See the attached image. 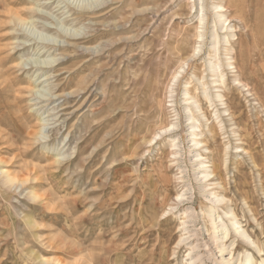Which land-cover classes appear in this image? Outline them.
Returning <instances> with one entry per match:
<instances>
[{"label":"rangeland","instance_id":"1","mask_svg":"<svg viewBox=\"0 0 264 264\" xmlns=\"http://www.w3.org/2000/svg\"><path fill=\"white\" fill-rule=\"evenodd\" d=\"M200 1L0 0V264L263 262L264 0Z\"/></svg>","mask_w":264,"mask_h":264},{"label":"bare ground","instance_id":"2","mask_svg":"<svg viewBox=\"0 0 264 264\" xmlns=\"http://www.w3.org/2000/svg\"><path fill=\"white\" fill-rule=\"evenodd\" d=\"M200 1V0H199ZM202 2H203V0H201ZM200 1V2H201ZM58 4V3H57ZM226 7H223L222 5H217L215 8H214V10H215V13H216V19H215V24H216V28H217V24H220L221 25V28L219 29V30H221V31H225V30H228L229 31V29L230 30H232V26H230V25H228L227 27H226V23L228 22V20H229V18H227L226 17V15H225V13L227 12V9H225ZM201 10L203 11V13H204V11H205V7H204V4H202V6H201ZM202 15V14H201ZM205 21V16H203L202 15V17H201V19H200V22L201 23H203ZM205 23V22H204ZM230 26V27H229ZM204 34H200L199 35V39L200 40H202L203 41V39H204ZM212 39H213V45H212V52H214V54H213V58L214 59H216V63L215 62H210L209 63V70H210V72H211V74L214 76V77H216V78H218L217 79V82H223V79H225L224 77H225V75L223 74V71L221 72L220 71V69H221V62H220V59L218 58L219 57V55L221 54L220 53V50H221V47H220V45H221V36H220V34H219V32L217 31L216 33H214L213 34V36H212ZM223 39V38H222ZM228 39V36H226V37H224V41L226 42V47H225V49H223L225 52H226V54H224L225 56H226V58L227 57H230L229 56V52H231L230 50H231V48H230V46L228 47V45L230 44V42L227 40ZM223 41V42H224ZM198 43H201V42H198ZM36 44V43H35ZM222 46H224L223 44H222ZM223 48V47H222ZM196 52H198V49H197V51ZM198 53H200V52H198ZM197 54V53H196ZM196 56V55H195ZM224 56V57H225ZM211 57V56H210ZM232 59H234V58H232V57H230V58H227V60L230 62ZM31 60V59H30ZM232 64V63H231ZM231 64L229 63L228 65H229V67H231ZM52 65V64H51ZM42 68H44V67H42ZM220 71V72H219ZM200 81V80H199ZM216 82V83H217ZM215 83V82H214ZM202 84V83H201ZM205 85H203V87H204ZM207 89V88H206ZM204 90V96H205V98L206 99H208L209 101L211 100V96L209 95V93H207L208 91L207 90ZM203 90V89H202ZM186 95L187 96H190V93L188 92V93H186ZM217 97V99H221L222 100V96L221 95H217L216 96ZM191 100H193L192 98H188L187 99V101L189 102V101H191ZM212 102V101H211ZM192 105H195V104H197V102H194V103H191ZM189 112V111H188ZM226 112H227V110H226ZM191 121L193 122L192 124V127H191V129H193V136H195V137H197L198 136V134H197V130L200 128V125H197V124H199L198 123V120H196V118L193 116V114H191ZM59 121V120H58ZM173 127V126H172ZM174 129V128H173ZM176 141H173L172 142V146H171V148L173 149H177L178 147H177V144L175 143ZM194 142V146H196V147H199L200 145H201V143L202 142H200V141H197V140H194L193 141ZM174 156H179V153H178V151H175V153L173 154ZM201 157V155H199V158ZM202 160V159H201ZM200 165H201V167L203 168V170H204V173L202 174L203 175V179L202 180H208L211 176H212V174H213V171L211 170V168L209 167V166H205L206 165V162H200ZM10 182H13L14 180H9ZM9 182V183H10ZM209 182V181H208ZM203 191H205V190H203ZM211 195L213 196V199H211V202L214 204V205H217V204H222L224 201H225V199H224V197H221V196H219V195H216V194H214V193H211ZM216 207V206H215ZM217 214V212L215 211V210H213L212 209V211H211V214L209 215V217H210V220H211V224L213 225L212 227H213V230H214V233H215V238H214V240H215V242H217V243H219V248L221 247L222 248V252L224 253V252H226V251H228V247H226V245H224L223 244V241L224 240H226L231 234H233L232 233V231H234L235 232V234L236 233H238L241 237H243V238H245V239H248V240H250V237L247 235V232L245 231V230H243L242 229V227L240 226V222L239 221H237L236 220V217H234L233 215H232V217L234 218V221H232L231 222V224L229 223V225H226V223L221 219V217L220 216H217L216 215ZM227 214L228 213H225L224 215L225 216H227ZM187 218H189V215H188V213L186 212L185 213V217L184 218H181L182 219V222H180V224L184 227V226H187V222H186V219ZM217 220H219L220 222H219V224L220 225H218V223H217ZM232 228V229H231ZM185 241V239H182L181 240V242H184ZM258 243V242H257ZM251 244L254 246L255 245V247H256V249H257V251L259 252V253H262V250H261V248L259 247V245L257 246L253 241H251ZM193 251V250H192ZM192 253V252H191ZM190 253V254H191ZM258 253V254H259ZM230 255H232V252H230L229 253ZM190 256V255H189ZM223 258V260L225 261V258H224V256L222 257ZM191 260H193L192 258H191ZM190 260V261H191ZM256 262V260H255V258L252 256V255H249L248 257H247V262L245 263V264H257V263H255ZM194 263V262H193ZM192 263V264H193ZM195 263H196V261H195ZM225 264H232L231 262H228V261H225ZM258 264H264V260H263V262L261 261L260 263H258Z\"/></svg>","mask_w":264,"mask_h":264}]
</instances>
